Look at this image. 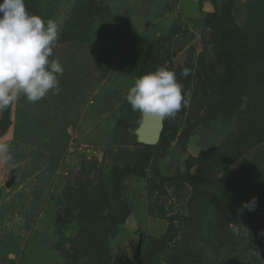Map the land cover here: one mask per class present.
<instances>
[{
	"label": "rangeland",
	"instance_id": "obj_1",
	"mask_svg": "<svg viewBox=\"0 0 264 264\" xmlns=\"http://www.w3.org/2000/svg\"><path fill=\"white\" fill-rule=\"evenodd\" d=\"M31 1L63 21L64 72L0 112V264H116L140 235L158 264H264V0H209L238 26L223 48L202 0ZM161 66L189 105L144 146L125 97Z\"/></svg>",
	"mask_w": 264,
	"mask_h": 264
},
{
	"label": "clouds",
	"instance_id": "obj_2",
	"mask_svg": "<svg viewBox=\"0 0 264 264\" xmlns=\"http://www.w3.org/2000/svg\"><path fill=\"white\" fill-rule=\"evenodd\" d=\"M63 21L31 14L25 0H0V112L23 95L30 103L44 98L49 91L59 90L58 77L64 68L52 58ZM181 71L182 77L190 74ZM126 101L134 112L163 119H175L189 105V94L176 73L161 66L135 79ZM0 153L11 160L9 146L0 144ZM257 198L245 202L241 211L254 210ZM234 234L249 236L247 228L230 225Z\"/></svg>",
	"mask_w": 264,
	"mask_h": 264
},
{
	"label": "water",
	"instance_id": "obj_3",
	"mask_svg": "<svg viewBox=\"0 0 264 264\" xmlns=\"http://www.w3.org/2000/svg\"><path fill=\"white\" fill-rule=\"evenodd\" d=\"M201 11L205 14H213L215 9L209 0H202ZM164 119L161 120L156 116L140 115V123L133 131L138 144L144 146H156L160 139L164 128ZM14 178L6 183V187H10ZM142 235L138 238V243L132 248V256L124 260L117 259L116 264H143L141 259ZM120 260V261H119Z\"/></svg>",
	"mask_w": 264,
	"mask_h": 264
},
{
	"label": "trees",
	"instance_id": "obj_4",
	"mask_svg": "<svg viewBox=\"0 0 264 264\" xmlns=\"http://www.w3.org/2000/svg\"><path fill=\"white\" fill-rule=\"evenodd\" d=\"M231 2L232 0H229V3ZM31 4H32V1L30 0V4L28 5L31 6ZM204 22L207 28L211 30L214 42L216 43V45H219L221 48L225 46V43L227 42L228 37H231V35H233L235 31H237L238 29V26H236V24L233 21V18L230 16L229 13L226 14L224 17L216 16L214 13L207 14ZM261 56H262L261 59L263 58L262 62H264V50ZM257 62H258V59H257ZM262 89H264V84L258 91L260 92L264 91ZM255 101L258 102V99L255 98L254 102ZM226 103L228 105L229 101H227ZM225 108H226L225 111L227 113L231 112V109L229 107H225ZM247 195H248V192H247ZM158 243H159V240H146V239H143L142 237L141 259H142L143 264H158L157 256L154 254L155 245Z\"/></svg>",
	"mask_w": 264,
	"mask_h": 264
}]
</instances>
